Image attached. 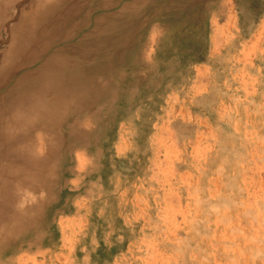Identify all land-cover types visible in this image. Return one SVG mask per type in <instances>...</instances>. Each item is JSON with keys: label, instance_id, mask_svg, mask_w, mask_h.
I'll use <instances>...</instances> for the list:
<instances>
[{"label": "rangeland", "instance_id": "rangeland-1", "mask_svg": "<svg viewBox=\"0 0 264 264\" xmlns=\"http://www.w3.org/2000/svg\"><path fill=\"white\" fill-rule=\"evenodd\" d=\"M10 1L0 66L35 0ZM200 10L185 45L155 34L140 57L147 86L120 98L98 92L77 142L66 129L48 146L46 165L19 191L27 215L0 264H264V0H202ZM142 13L122 16L119 39L151 32L138 25ZM105 80L96 82L120 86Z\"/></svg>", "mask_w": 264, "mask_h": 264}, {"label": "bare ground", "instance_id": "bare-ground-1", "mask_svg": "<svg viewBox=\"0 0 264 264\" xmlns=\"http://www.w3.org/2000/svg\"><path fill=\"white\" fill-rule=\"evenodd\" d=\"M88 1L89 5L87 0H35L24 8L19 24L12 27L13 44L5 53L7 61L3 59L0 66V74L7 76L0 83V253L11 255L15 249L14 232L29 203L22 193L25 190L26 195L32 175L46 165L51 154L48 146L61 142L60 133L72 135V141L77 142L75 134H81L85 124L90 126L82 118L94 112L98 92L112 95L115 90L125 94L130 85L147 86L139 77L147 70L140 57L153 51L146 48L154 46L155 34L163 32V42L181 46L198 31L203 14L202 0ZM206 1L209 4L215 0ZM12 2L0 0V12ZM115 6L117 9L113 11ZM84 10L88 12L82 18ZM130 11L143 12L139 27H151V32L141 39L138 33L133 34L134 41L118 38L125 36L129 23L122 16ZM115 40L122 46L121 50L112 49ZM15 51L16 64L11 66L8 62ZM98 77L106 79V83L115 80L120 86L113 89L107 84L99 85ZM83 102L88 105L80 110ZM12 263L8 258L4 264Z\"/></svg>", "mask_w": 264, "mask_h": 264}]
</instances>
